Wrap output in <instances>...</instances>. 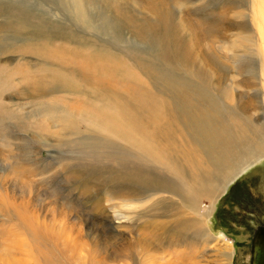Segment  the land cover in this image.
I'll list each match as a JSON object with an SVG mask.
<instances>
[{
    "label": "rangeland",
    "instance_id": "1",
    "mask_svg": "<svg viewBox=\"0 0 264 264\" xmlns=\"http://www.w3.org/2000/svg\"><path fill=\"white\" fill-rule=\"evenodd\" d=\"M259 227L264 0H0V264H250Z\"/></svg>",
    "mask_w": 264,
    "mask_h": 264
},
{
    "label": "bare ground",
    "instance_id": "2",
    "mask_svg": "<svg viewBox=\"0 0 264 264\" xmlns=\"http://www.w3.org/2000/svg\"><path fill=\"white\" fill-rule=\"evenodd\" d=\"M261 23V22H260ZM262 27V26H261ZM118 69V68H117ZM101 121V120H100ZM228 136V135H227ZM216 138H219V136L218 137H216ZM220 138H221V143H224V140H225V142L228 144V143H232V144H228V145H230V148H232L233 147V140L231 139V141L232 142H230L228 139H225V134H224V136L222 135V136H220ZM229 138V137H228ZM223 141V142H222ZM219 142V143H220ZM218 143V144H219ZM217 145V144H216ZM231 145H232V147H231ZM223 147V146H222ZM221 147V148H222ZM224 148V147H223ZM222 148V149H223ZM230 148H227V145H226V149L225 150H227V155H225L226 156V160L228 161V160H233V159H235V163L233 164V166H232V168H231V171L227 174L230 178H228L227 179V183L225 184V185H223V186H220L219 185V188H217V189H213V196L214 197H217L218 196V193L220 194L221 192H225L226 191V189L229 187V185L230 184H232L235 180H236V174H233V175H235L234 177H231L230 175H232V173L233 172H242L249 164H251V160L252 159H254L255 158V156H253V155H251V156H249L248 158L246 157L245 159H243L241 162H238L240 159H238L237 160V158L236 157H231L234 153H235V151H233V149H234V147H233V149H230ZM224 150V151H225ZM235 150V149H234ZM223 151V150H222ZM215 152V151H214ZM218 152H219V150H218ZM217 153V152H216ZM219 154V153H218ZM222 155V154H221ZM141 156H142V154H141V152H140V150H138V151H136V152H134V155L132 156V155H128L127 156V159H126V161H128V160H130L131 162H133L134 160H139V161H141ZM223 157V156H222ZM225 157H223V159H224ZM186 160H187V158H186ZM221 160V159H220ZM225 160V161H226ZM218 162H219V160H218ZM222 162V161H221ZM221 162H219L220 164H221ZM223 165V164H222ZM227 165H229V164H226V166H221V167H223L224 169L226 168V169H228L227 168ZM230 166V165H229ZM171 167V166H170ZM169 167V168H170ZM206 167V166H205ZM132 169H134V168H132ZM136 172H138V169H134ZM171 170V169H170ZM173 171V170H172ZM133 172V171H132ZM222 173V172H221ZM176 174V173H175ZM220 176H222V175H220ZM188 177V176H187ZM187 177H185V178H187ZM225 177H226V175H225ZM224 177V178H225ZM236 177V178H235ZM138 178V177H137ZM223 177H222V179H224ZM227 178V177H226ZM235 178V179H234ZM221 179V178H220ZM234 179V180H233ZM188 180H190L189 178L187 179V181ZM196 180V179H195ZM195 180L193 181V182H195ZM186 181V182H187ZM183 182V181H182ZM191 183V182H190ZM210 184V183H209ZM187 185V184H186ZM186 185H184L185 187H186ZM183 186V185H182ZM188 186V185H187ZM212 186V185H211ZM227 186V187H226ZM190 187V186H189ZM215 187V186H214ZM218 187V186H217ZM181 188H183V190L185 189L184 187H181ZM180 188V189H181ZM188 187H186V189H187ZM191 188V187H190ZM196 189L194 186L191 188V189ZM182 190V191H183ZM225 190V191H224ZM186 192L188 191H190V189L188 188V190H185ZM191 193H188L191 197H193V198H196V196L195 195H193L192 196V193H193V191H190ZM158 193V192H157ZM142 200V199H141ZM191 201L193 200V199H190ZM196 200V199H195ZM189 207V206H188ZM213 207V206H212ZM171 223V222H170ZM175 223H177V222H175ZM169 224V223H168ZM197 224H199V225H201V222H197V223H194L192 226H190V227H186V228H184V225H182V227L179 225V226H177L176 227V225H172V226H170L169 228H172L173 227V231L174 232H176L177 234H180V235H183V234H187V233H190V235L192 236V240H195L196 242H209V240L211 239V240H218L219 239V237L224 241V237H222V236H219V237H216V238H213L209 233H204L203 231H200L199 230V228H198V226H197ZM197 226V227H196ZM162 227V226H161ZM194 227H196V230L193 232L192 231V228H194ZM259 228H261V227H259ZM183 233V234H182ZM176 235V234H175ZM173 236V235H172ZM174 237V236H173ZM176 237V236H175ZM220 239V240H221ZM191 240V241H192ZM252 240V239H251ZM225 247L227 248V249H231V247L230 246H228V244L227 243H225ZM192 252V251H191ZM181 255V256H180ZM180 256V257H179ZM225 256H227V261H226V264H231L230 263V261H228V260H230V258H231V254L229 255V258H228V255H225ZM250 256H251V254H250ZM196 254H194V253H188L187 255H185V253L184 254H179V255H176L175 257H172V258H169L168 259V263H166V264H201L202 263V261L201 260H197L196 259ZM205 259L206 258H208V256H203ZM197 260V261H196ZM250 260H251V257H250ZM211 262H212V260H211ZM47 264H52V261H48L47 262ZM62 264V263H61ZM205 264H212V263H210L208 260H206L205 261ZM213 264H217V261L215 260V262L213 261ZM250 264H251V262H250Z\"/></svg>",
    "mask_w": 264,
    "mask_h": 264
},
{
    "label": "water",
    "instance_id": "3",
    "mask_svg": "<svg viewBox=\"0 0 264 264\" xmlns=\"http://www.w3.org/2000/svg\"><path fill=\"white\" fill-rule=\"evenodd\" d=\"M250 246L251 264H264V227L254 230Z\"/></svg>",
    "mask_w": 264,
    "mask_h": 264
}]
</instances>
